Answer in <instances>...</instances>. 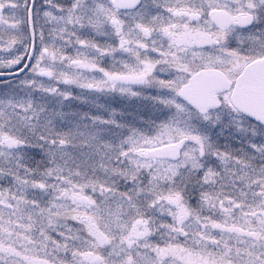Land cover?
I'll use <instances>...</instances> for the list:
<instances>
[{"label": "snow or ice", "instance_id": "1", "mask_svg": "<svg viewBox=\"0 0 264 264\" xmlns=\"http://www.w3.org/2000/svg\"><path fill=\"white\" fill-rule=\"evenodd\" d=\"M0 264H264V0H0Z\"/></svg>", "mask_w": 264, "mask_h": 264}]
</instances>
